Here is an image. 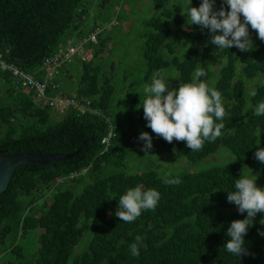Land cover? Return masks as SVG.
<instances>
[{"label":"trees","instance_id":"1","mask_svg":"<svg viewBox=\"0 0 264 264\" xmlns=\"http://www.w3.org/2000/svg\"><path fill=\"white\" fill-rule=\"evenodd\" d=\"M168 1L153 0L161 14L137 20L144 29L130 39L107 27L116 21L113 28L121 29L128 15L138 19V1L0 0L3 59L41 83L54 68L44 90L47 99L87 98L97 108L94 115H78L34 102L29 89L0 70V156L73 155L49 168L15 169L0 194V264H264V237L258 234L264 231V213H257L244 237L249 255L239 258L223 247L230 223L247 215L227 202L235 179L242 170L250 174L247 166L264 187V163L254 156L259 141L264 148V116L254 115L264 101V41L249 26L250 52L219 51L207 44L208 29L184 27L183 15L171 19ZM221 3L216 0L214 10ZM163 18L173 20L175 28ZM77 40L90 59L75 56L46 65L59 48ZM125 45L128 49L121 50ZM135 51L137 57L127 60ZM197 67L207 72L200 79L222 93L228 116L220 138L191 152L186 142L168 143L146 126L143 87L164 68L170 88L178 89L191 82ZM256 78L261 82L247 91ZM58 115L62 118L55 120ZM142 132L152 136L149 153L168 157L166 165L148 161L141 150L145 142L138 139ZM225 155L229 160H210ZM166 173L182 182L166 184ZM137 185L155 188L161 198L154 211L125 223L115 215L118 199ZM137 236L146 247L133 256L130 245Z\"/></svg>","mask_w":264,"mask_h":264},{"label":"clouds","instance_id":"2","mask_svg":"<svg viewBox=\"0 0 264 264\" xmlns=\"http://www.w3.org/2000/svg\"><path fill=\"white\" fill-rule=\"evenodd\" d=\"M215 2L216 0H202L199 7H191L190 0V5L181 11V15L187 17L186 21L190 22L189 25H198L202 31L209 30L212 35L208 43L216 45L219 51L236 47L241 52H250L254 46L249 26L256 31L258 38L264 41V0H222L219 10H214ZM133 16L128 15L125 22L121 21L120 32L129 35L134 30L131 28L135 23L132 21ZM112 24L108 27L114 33V29L111 28L117 22L113 21ZM124 25H128L129 32L122 31ZM102 30L97 29V32ZM218 32L222 34H217ZM78 42L80 41L68 43L55 54L60 49L64 50ZM206 75L203 67H197L191 82L180 83L178 89H171L167 70L161 68L154 72L151 82L143 87L145 98L142 108L144 119L147 121L146 126L168 143H172L173 140L186 142L191 152L201 150L205 142H215L220 138L225 128L223 121L228 116V109L222 93L207 81L200 79ZM250 95L255 96L256 92L252 91ZM73 100L76 102L66 105L68 108L64 111L71 109L78 115L95 114L97 108H91L89 99ZM254 115L264 116V101L257 104ZM104 119L109 127H112L110 118ZM138 139L145 142L141 149L145 156H155L149 155V150L153 147L152 136L142 132ZM259 144L260 141L254 156L259 162L264 163V148L259 147ZM245 167L249 169L250 174L241 171L239 178L235 179L234 190L228 191L227 202L235 204L240 214L247 215L244 219L230 223L226 233L229 239L223 246L227 252L239 258L250 254L245 247L244 237L253 227L257 213H264V187L257 185L258 176L253 175L252 170ZM165 175L164 182L168 185H179L182 182L179 176L172 178L171 173ZM160 198L161 194L155 188L145 190L143 185L128 188L118 199L115 215L125 223L134 222L144 211H154ZM260 224L264 225V218H261ZM258 234L264 237V231ZM143 239L137 236L135 242L130 245L133 256H139L140 248L146 247Z\"/></svg>","mask_w":264,"mask_h":264},{"label":"rangeland","instance_id":"3","mask_svg":"<svg viewBox=\"0 0 264 264\" xmlns=\"http://www.w3.org/2000/svg\"><path fill=\"white\" fill-rule=\"evenodd\" d=\"M95 1H97V0H95ZM134 1L135 2L138 1L136 3V6L138 7L139 12L137 11L138 19H137L136 16H133L132 21L133 22H137V20H138L137 24H139L141 22L140 19H147V18H150L151 16L155 17V16L161 14L160 9H155L154 8L153 0H134ZM189 4H190V0H169L165 4V8H167L170 11L171 19H174L175 15H177V14L181 15L182 9H186L189 6ZM123 8L127 9L126 5H124ZM91 10H93V7H91ZM163 20H166L168 22L169 28H171V29L175 28V22H173V20H168V19H165V18H163ZM184 20L186 21L187 17H185ZM189 24H190V22L186 21L184 27H186V28L189 27L190 26ZM133 27L135 29L130 32V34H129V38L130 39H134V37H136L137 34L139 33L140 29H144L143 27H140V26L135 25V24L133 25ZM113 29H114V34L119 32V29H117V28H113ZM107 31H110V33H113L112 32L113 30H110L109 27H108ZM122 31L129 32L130 29H128V25H124L122 27ZM209 40L207 41V44L212 46L213 44L208 43ZM186 44H188V40H185L183 42V45H186ZM122 49H128V46L125 45V46H123V48H121V50ZM129 51H132V50H128V52ZM115 57L116 58H120L121 57V51H117L116 54H115ZM136 57H137V51H135V57L134 58L130 59L131 57H128L127 60L132 61ZM81 58L88 60V59H90V54L84 55ZM216 66H217V64H215V66H213V69H215ZM53 70H54V68L48 69V72L44 76L43 80L49 79L50 78L49 73L51 71H53ZM260 82H261V78H256L255 80L249 81L247 83V87L249 88L247 91L253 89L254 85L256 83H260ZM247 94H248V92H246V95ZM3 95H4V91L2 89H0V98H2ZM56 110L63 111L64 108H57ZM61 118H62V116L58 115V116L55 117V120H60ZM128 154L129 153H127V155ZM149 155H154V154L153 153H149ZM155 156H149L150 158L148 159V161L152 162V163L160 164L161 166L166 165V162H168V157H161V156H158V155H155ZM172 157H173V155H171V158ZM171 158H170V160H171ZM229 158H230L229 155H225L222 158H219L218 156H214L210 160L212 162H216V161L221 162V161L229 160ZM178 163H183V162L181 160H179Z\"/></svg>","mask_w":264,"mask_h":264},{"label":"built area","instance_id":"4","mask_svg":"<svg viewBox=\"0 0 264 264\" xmlns=\"http://www.w3.org/2000/svg\"><path fill=\"white\" fill-rule=\"evenodd\" d=\"M86 53H83L82 50V42H78L73 46H68L66 49H60L54 56L49 57L46 60V65H55L59 66L60 64L64 63L65 61L70 60L73 56L79 55L83 57ZM0 70L5 73H9V75L18 83L24 86L25 89H29L32 92V100L34 102L40 104H50L57 108H64L67 109L68 104L76 102L73 99H63L59 98L47 99L44 90L46 89V82L49 81L50 78L53 77V71L49 73L50 78L46 79L43 83L36 80L32 74L22 72L16 66L7 63L0 53Z\"/></svg>","mask_w":264,"mask_h":264},{"label":"water","instance_id":"5","mask_svg":"<svg viewBox=\"0 0 264 264\" xmlns=\"http://www.w3.org/2000/svg\"><path fill=\"white\" fill-rule=\"evenodd\" d=\"M73 155L52 154L41 156L33 153L19 154L15 156H0V194L7 189L9 181L17 167L39 166L52 167L58 161L69 159Z\"/></svg>","mask_w":264,"mask_h":264}]
</instances>
